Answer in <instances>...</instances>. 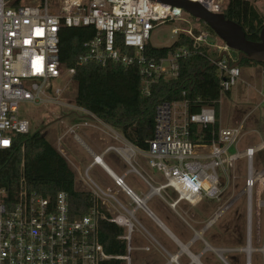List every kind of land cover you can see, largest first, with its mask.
<instances>
[{
  "label": "built area",
  "instance_id": "built-area-1",
  "mask_svg": "<svg viewBox=\"0 0 264 264\" xmlns=\"http://www.w3.org/2000/svg\"><path fill=\"white\" fill-rule=\"evenodd\" d=\"M186 1L199 4L212 14H223L228 3V0ZM253 4L264 24V0H255ZM182 14V9L154 0H0V151L11 149L16 135L29 134V123L18 118L19 104L71 107L62 102L63 89L51 84L66 75L73 80L75 73L59 61L61 27L92 28L94 36L85 43V53L78 57L77 65L136 66L140 91L145 97L150 96L151 88L158 81L176 79L179 61L188 59L203 47L208 53L212 52L209 58L217 69L221 93L230 91L239 77V69L234 65L238 58H232L231 49L205 29L173 28L171 34L176 40L181 34L191 39V48L179 47L157 60L148 53L153 29L170 22L188 25ZM197 22L199 26L201 23ZM76 109L84 119H97L84 109ZM214 123L211 107H202L195 114L189 113L186 101L165 102L156 107L153 136L147 150L135 148L146 166L160 174L164 182L153 187L151 178L143 179L149 191L144 199H140L124 187L123 178L112 176L132 209L122 205L110 189L100 188L87 176L83 184L90 188L93 205L86 214L78 217L70 215L64 192L54 199L43 197L29 191L24 178L10 200L5 190L0 189V264H101L110 261L132 264V252L150 253L153 247V239L135 218L139 209L151 217L144 205L146 200L153 195L160 196L166 189L176 195L171 204L173 209L181 202L196 207L205 199L218 200L221 184L217 170L227 176L239 160L246 161L243 190L246 220L251 218L254 193L256 207L262 211L264 221V169L257 172L253 167L254 157L264 152V140L257 147L230 155V148H236L241 140L242 123L232 128H219L209 143L189 139L191 126L206 128ZM81 126L92 127L87 121ZM74 130L71 127L67 133L77 139ZM121 155L130 162L131 153ZM95 161L100 162L98 158ZM22 168L23 164L21 171ZM232 204L218 208L205 230ZM99 221L114 224L122 230L117 239L125 243V255L111 256L104 252L98 241ZM137 230L144 234L150 246L132 247L131 235ZM175 244L178 250L174 253L159 248L165 258L164 264H184L181 262L184 257L189 260L186 264H199L189 250ZM260 252L264 253V244ZM245 264H251L249 257Z\"/></svg>",
  "mask_w": 264,
  "mask_h": 264
},
{
  "label": "trees",
  "instance_id": "trees-1",
  "mask_svg": "<svg viewBox=\"0 0 264 264\" xmlns=\"http://www.w3.org/2000/svg\"><path fill=\"white\" fill-rule=\"evenodd\" d=\"M223 15L226 20L241 27L248 41H259L264 24L258 10L249 1L228 0ZM204 27L213 34L206 25ZM93 36L94 30L90 27H61L58 33L59 61L65 68L74 69L75 72L73 81L77 86V107L118 130L128 143L141 150H147L148 142L152 139L155 110L161 103L186 101L190 114L198 113L202 107H211L215 123L206 128L191 126L189 133L192 142H210L212 135L219 129L222 93L217 69L211 63L206 47L199 48L188 59L179 61L177 78L158 81L151 88L150 96L145 97L140 91V76L136 66L124 68L113 63L105 67L77 65L78 57L85 53V43ZM191 45V39L181 34L169 47L154 49L149 46L148 53L157 60L179 47L191 48ZM234 65L264 67V63H252L245 59L237 60ZM223 94L229 96L230 91ZM21 178H24L29 191L43 197L54 199L58 193L64 192L72 217L86 214L93 205L89 192L75 189L73 174L65 160L46 141L41 131L32 135H16L11 149L0 151V189L5 190L9 200L18 189ZM121 235L122 230L114 224L98 222V241L107 255H125V243L117 239Z\"/></svg>",
  "mask_w": 264,
  "mask_h": 264
},
{
  "label": "rangeland",
  "instance_id": "rangeland-1",
  "mask_svg": "<svg viewBox=\"0 0 264 264\" xmlns=\"http://www.w3.org/2000/svg\"><path fill=\"white\" fill-rule=\"evenodd\" d=\"M51 1V0H50ZM34 1L33 3H35ZM250 2V0H249ZM255 0H251L253 4ZM254 5V4H253ZM255 6V5H254ZM256 8V6H255ZM257 9V8H256ZM183 19L188 22V25L181 22H170L156 26L150 35L149 46L154 49H161L171 46L176 37L171 34L173 28L186 29L196 27L205 29L192 16L186 14L183 10ZM200 23V22H199ZM206 30V29H205ZM214 37V34H212ZM212 55L211 50L209 51ZM232 58H238V53L231 50ZM239 77L235 85L231 88L230 95L221 94L220 109H219V128H232L242 123V137L236 148H230L229 154L241 152L247 148L257 147L264 140V67L256 66H240ZM66 72L64 71V75ZM54 88L63 89L62 102L70 104L71 107L47 104V105H32L30 103H21L18 107V118L29 123V134H34L41 131V134L50 142L65 130V125H68L72 120L84 115L77 110L75 104L77 86L68 75L64 78L53 81ZM84 119V118H83ZM86 121V120H85ZM143 159V158H142ZM67 160H69L67 155ZM144 160V159H143ZM144 163L146 164L145 160ZM253 167L257 172L264 169V152L257 154L253 159ZM140 173L145 179L153 180V187H157L164 181L162 176L155 171H152L147 166ZM219 181L221 184V195L218 200L205 199L200 205L191 207L190 205L181 202L173 209L171 204L176 200V195L170 189L164 190L161 195L153 196V206L148 203V208L164 221L166 217L172 222L173 226L169 228L177 229L185 235H193L198 233V245L203 244L202 235L209 231V236L214 239L215 246L223 250L222 256L228 264H245L249 257L251 264H264V253L260 250L264 244V221L262 211L256 207L255 196L252 197L251 218L249 221V245L251 252L247 251L246 234V199L243 194L244 181L246 177V161L239 160L236 163L234 170L224 176L220 169L217 170ZM142 189H146L143 183H139ZM77 189L79 187L75 186ZM118 201L132 209L130 201L124 197H116ZM263 200V198H262ZM230 209L223 214L212 226L207 230L205 227L213 218L217 209L228 204ZM156 209H155V208ZM180 214L185 218L183 222L179 217ZM179 215V216H178ZM135 218L138 224L148 235H150L161 247L173 253L178 250L174 246L169 237L161 232L142 210H136ZM166 222V221H164ZM196 232V233H194ZM196 235H194L195 237ZM197 237V236H196ZM208 240V238L206 239ZM132 247L140 248L150 246L149 241L144 237V234L139 230L131 235ZM241 247L242 252H224L233 248ZM201 251L197 246L191 249L193 256H196ZM249 254V255H248ZM219 257L213 252H208L200 257L201 264H223ZM132 264H164L165 258L162 254L151 247L150 253H144L135 250L131 254ZM182 263H189L185 257L181 260Z\"/></svg>",
  "mask_w": 264,
  "mask_h": 264
},
{
  "label": "crops",
  "instance_id": "crops-1",
  "mask_svg": "<svg viewBox=\"0 0 264 264\" xmlns=\"http://www.w3.org/2000/svg\"><path fill=\"white\" fill-rule=\"evenodd\" d=\"M85 120L92 127L81 126ZM71 127H74L77 139L67 133L68 129ZM46 141L58 153H65L64 157H62L73 174L74 187L76 184L79 187V189L75 187L77 191L90 192V188L83 184V180H85V176H87L90 181L100 188L110 189L115 193L116 197H126L121 189L115 186L112 179L113 176L116 178H123L124 187L140 199H144L147 195L149 189L144 182L145 177L139 171H144L146 164L138 154L139 151L128 143L118 130L107 126L99 119H83L77 116L76 119L72 120L68 125H65V130L60 133L53 142H49L47 139ZM121 153H131L129 163L123 159ZM67 155L69 160H67ZM96 158H98L100 162H96ZM140 182L146 186L147 190L139 186ZM148 203L152 206L156 204L155 202L153 203V197L146 200L144 205L151 213L150 218L153 220V224L169 237L174 246H176L175 243L177 242L180 246H186L189 251L197 246L201 250L196 255L199 264H201L200 257L208 252H213L219 257L218 259H220L223 264H228L222 256L221 252L223 250L215 246V241L209 236V231H206L204 235H202L203 244L200 246L198 245V239H196L199 236L198 233L194 232L196 234L188 236L179 230L177 231V229L173 230V227L172 229L169 228L168 225L173 226L172 222L168 220L167 217L166 220L164 219L166 222H164L154 210L152 212L148 208ZM179 217L183 222L187 223L181 214ZM194 235L197 237H194ZM207 238L208 240H206ZM159 248L164 249L153 239V249L158 252ZM232 250L240 253L238 250H241V247L233 248ZM229 251L230 250H226L224 252Z\"/></svg>",
  "mask_w": 264,
  "mask_h": 264
},
{
  "label": "water",
  "instance_id": "water-1",
  "mask_svg": "<svg viewBox=\"0 0 264 264\" xmlns=\"http://www.w3.org/2000/svg\"><path fill=\"white\" fill-rule=\"evenodd\" d=\"M158 3L170 5L177 9L184 10L195 20L206 25L213 34L226 46L238 53V60L245 59L252 63H264V29L260 32L259 41L251 42L245 38L241 27L229 20L223 14H212L202 6L186 0H154ZM154 218V217H153ZM249 221L247 220V248L249 245ZM187 250L186 246H182Z\"/></svg>",
  "mask_w": 264,
  "mask_h": 264
},
{
  "label": "bare ground",
  "instance_id": "bare-ground-1",
  "mask_svg": "<svg viewBox=\"0 0 264 264\" xmlns=\"http://www.w3.org/2000/svg\"><path fill=\"white\" fill-rule=\"evenodd\" d=\"M247 251H248V253H250V252H251V249H250V247H248ZM248 255H249V254H248Z\"/></svg>",
  "mask_w": 264,
  "mask_h": 264
}]
</instances>
